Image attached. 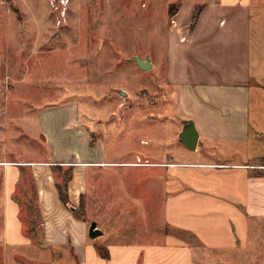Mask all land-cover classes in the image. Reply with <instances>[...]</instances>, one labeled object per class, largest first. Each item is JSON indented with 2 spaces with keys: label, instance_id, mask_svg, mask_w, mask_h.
<instances>
[{
  "label": "crops",
  "instance_id": "1",
  "mask_svg": "<svg viewBox=\"0 0 264 264\" xmlns=\"http://www.w3.org/2000/svg\"><path fill=\"white\" fill-rule=\"evenodd\" d=\"M203 4L184 40L189 42L183 53L189 52L185 66L170 73L177 89L180 130L181 118L194 121L196 148L179 142L184 148L174 150V158H156L149 147L143 155L134 151L124 156L128 147H121L118 129L91 139L77 107L42 112L38 120L46 129L49 154L4 163L10 166L6 167L10 188L20 177L19 168L30 166L42 243L30 240L13 202L2 230L12 252L36 264H264V0ZM232 43L237 44L238 56H232ZM179 73L184 77L176 79ZM258 158L262 165H256ZM52 164L71 166L67 188L74 208L86 201L89 211L93 206L89 202L99 199L102 221L117 224V230L101 228L107 258L98 254L97 242L87 235L89 217L77 218L61 202ZM124 166L143 169L150 180L161 176L165 187L159 239L125 236L119 228L126 217L138 215L126 206L136 197L107 177ZM13 261L10 264L20 263Z\"/></svg>",
  "mask_w": 264,
  "mask_h": 264
},
{
  "label": "rangeland",
  "instance_id": "2",
  "mask_svg": "<svg viewBox=\"0 0 264 264\" xmlns=\"http://www.w3.org/2000/svg\"><path fill=\"white\" fill-rule=\"evenodd\" d=\"M214 1L0 0V264H10V259L36 264L12 252L3 240L5 214L13 202L30 240H39L41 233L30 166L19 168L20 177L10 188L6 174L10 166L4 163L43 159L49 154L46 129L38 120L42 112L75 106L89 138L118 129L117 136L124 143L121 147H128L124 156L134 151L143 155L149 147L156 158L175 157L174 150L182 145L178 141L177 89L170 73L185 66L189 52L183 53L189 42L184 40L194 27H190L194 10ZM230 49L232 56L239 55L236 43ZM136 56L148 58L152 66L142 70L132 59ZM182 77L179 73L176 79ZM254 161L262 165L259 158ZM56 165L60 164L50 166L53 178L62 180ZM96 177L98 192L100 174ZM107 177L136 197L126 206L138 215L119 223L125 236L159 239L165 187L161 176L150 180L143 169L124 166L114 168ZM85 203L78 206V214L96 220L100 228L116 229L117 224L105 223L99 216V199L89 202L94 206L89 211ZM32 227L38 233H30ZM102 238L93 240L106 248ZM27 253L34 254L29 249Z\"/></svg>",
  "mask_w": 264,
  "mask_h": 264
},
{
  "label": "water",
  "instance_id": "3",
  "mask_svg": "<svg viewBox=\"0 0 264 264\" xmlns=\"http://www.w3.org/2000/svg\"><path fill=\"white\" fill-rule=\"evenodd\" d=\"M135 62H137L138 66L142 70L149 69L152 64L148 58L142 59L140 56H136L132 58ZM119 94L125 95V92L119 90ZM180 122L182 124V128L178 133V140L182 144H184L187 148L194 150L196 148L197 140H198V131L195 127L194 121L188 118H181ZM69 209L73 211L74 206H70ZM103 234V231L97 225V221L93 219L88 220V230L87 235L90 239L97 238Z\"/></svg>",
  "mask_w": 264,
  "mask_h": 264
},
{
  "label": "trees",
  "instance_id": "4",
  "mask_svg": "<svg viewBox=\"0 0 264 264\" xmlns=\"http://www.w3.org/2000/svg\"><path fill=\"white\" fill-rule=\"evenodd\" d=\"M198 11H195L193 12V16H192V20H191V23H190V27H193L194 24L196 23L197 19H198V13L199 11L201 10V7L200 8H197ZM56 170L58 171V173H62L63 175V178L62 180H55V185L58 189V194H59V198L61 200V202L64 204V206L66 208L69 209L70 206H72L70 204V201L68 199V181L69 179L71 178V166L67 167L66 169H63L62 165H56ZM72 213L77 217V218H80V219H83L84 221H86V218H82L80 216V214H78V208H75ZM37 232L36 229L34 227L30 228L29 229V232L33 233V232ZM38 233V232H37ZM40 237H42V234L40 233ZM40 244L42 243V239L40 238ZM96 249L98 251V254L103 257V258H107L108 257V251L106 250V248L102 247V246H97L96 245Z\"/></svg>",
  "mask_w": 264,
  "mask_h": 264
}]
</instances>
